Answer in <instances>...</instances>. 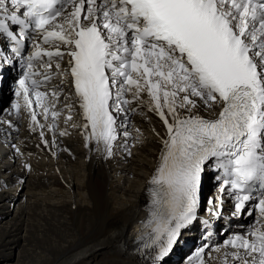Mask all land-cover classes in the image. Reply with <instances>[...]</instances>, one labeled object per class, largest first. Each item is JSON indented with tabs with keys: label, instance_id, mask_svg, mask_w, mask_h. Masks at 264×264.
Instances as JSON below:
<instances>
[{
	"label": "snow or ice",
	"instance_id": "snow-or-ice-1",
	"mask_svg": "<svg viewBox=\"0 0 264 264\" xmlns=\"http://www.w3.org/2000/svg\"><path fill=\"white\" fill-rule=\"evenodd\" d=\"M21 61L12 108L28 111L45 148L56 145L64 117L83 128L86 146L102 145L111 157L120 134L131 136V115L147 93L164 129H153L161 150L149 182L155 227L147 264H164L198 221L203 178L212 172L219 205L234 196V214L262 190L259 219L223 247L233 249L224 253L232 264H264V0H0V72ZM54 76L62 79L49 89ZM65 83L74 99L57 107ZM77 105L82 124L73 121ZM124 148L131 155L127 140ZM213 251L221 248L205 244L198 255L210 260Z\"/></svg>",
	"mask_w": 264,
	"mask_h": 264
},
{
	"label": "bare ground",
	"instance_id": "bare-ground-1",
	"mask_svg": "<svg viewBox=\"0 0 264 264\" xmlns=\"http://www.w3.org/2000/svg\"><path fill=\"white\" fill-rule=\"evenodd\" d=\"M66 61L67 57L62 67ZM8 74L0 103L7 98L8 82L13 81ZM61 79L55 76L47 88L60 84ZM15 91L10 90V102L0 111V264H147L151 250L144 245L153 235V231L144 230L152 224L149 182L161 150L160 137L153 129L164 131L159 117L148 111L147 93L141 95L143 103L131 115V136L126 138L121 133L108 157L102 145L99 151L94 142L86 146L83 128L65 125L64 117L58 121L56 145L45 148L40 129L31 130L30 118L27 121L12 108L17 102ZM66 96L70 102L74 99L65 83L57 107L63 106ZM202 115L209 117L208 113ZM38 120L46 123L43 116ZM8 121L16 127L10 128ZM73 121L83 123L78 105ZM65 127L70 134L60 136ZM45 138L51 142L53 132L45 129ZM126 140L131 155L124 148ZM213 176L205 174L201 192L214 185ZM224 207L230 210L226 203ZM249 217L238 222L247 224ZM194 230L182 231L165 259L168 264H201V259L206 264H224L225 260L232 264L231 256L224 253L233 249H225L224 241L230 239V232L241 231L230 229L222 243L216 239L221 251L211 252L209 260L207 253L198 255L207 243H200L193 236Z\"/></svg>",
	"mask_w": 264,
	"mask_h": 264
},
{
	"label": "rangeland",
	"instance_id": "rangeland-1",
	"mask_svg": "<svg viewBox=\"0 0 264 264\" xmlns=\"http://www.w3.org/2000/svg\"><path fill=\"white\" fill-rule=\"evenodd\" d=\"M13 79H15V76H13ZM6 97H7V98L4 100V103H3V102L0 103V106H1L0 111L4 108V106H6L7 104H9L12 95H11L10 93H8V95H7ZM7 201H10V200H7ZM13 203H16V202H13ZM253 218H254V215H250V217L246 219V222H247V223L251 222V220H253ZM240 230H241V231H244L245 229H244V228H241ZM221 237L223 238L224 236L222 235ZM19 249H20V245L18 246L17 250H19ZM15 261H16V257L14 258L13 263H14ZM168 263H170V261H168V262H166V263H164V264H168ZM10 264H12V263H10Z\"/></svg>",
	"mask_w": 264,
	"mask_h": 264
}]
</instances>
